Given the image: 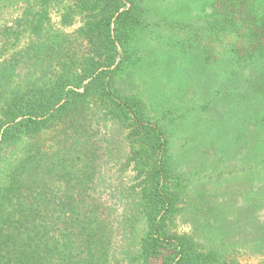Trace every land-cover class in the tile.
Masks as SVG:
<instances>
[{
	"label": "trees",
	"instance_id": "1",
	"mask_svg": "<svg viewBox=\"0 0 264 264\" xmlns=\"http://www.w3.org/2000/svg\"><path fill=\"white\" fill-rule=\"evenodd\" d=\"M32 1L39 10L51 2L20 3ZM109 1L100 16H91L101 20L88 23L86 31L90 52L101 46L99 51L106 50L107 59L84 63L83 75L61 67L49 83L39 80L36 83L41 85L25 93L9 86L13 62L0 63V110L6 119H0V153L5 145L24 140L26 144L23 159L0 184V264L107 263L112 215L92 194L74 197L55 192L62 190L61 180L67 173L81 174L71 184L72 191L96 193L104 187L103 169L111 163L113 148L91 144L85 129L90 119L96 120L99 131L109 124L130 131L128 167L134 165L135 177L128 189L126 218L131 230L137 222L146 230L140 253L143 264H231L239 250L264 254V220L260 217L264 210V0H185L179 5L185 6L181 16L189 22L184 37L177 41L183 49L176 54L185 60L187 70L176 87L177 100L172 106H161L160 116L147 112L138 99L123 97L118 88L117 71L124 60L118 64L117 57L120 49L128 52L129 32L143 14L136 11L134 0H125L131 4L126 10V5L115 8V0ZM13 3L0 0V9ZM48 16L46 10L36 17L37 32L31 42H39L34 57L44 51L53 57L41 33ZM93 32L100 34L102 45ZM12 48L7 44L4 53ZM87 80L90 83L85 84ZM107 111L110 119L104 125L101 116ZM171 115L183 132L194 128V144L210 178L235 173L236 192L251 194L249 205L235 204L232 212L213 215L206 222L204 231L222 239L206 253L192 237H178L168 230L178 203L173 181L176 174H182L169 147L174 133L170 134V128L166 131L163 123L169 119L170 126ZM68 133L74 136L58 140ZM47 136L52 139L46 140ZM60 150L79 159L81 166L75 165L73 174L67 168L63 172ZM102 154L109 157L102 160ZM230 164L235 169L223 172ZM243 183L250 186L245 189ZM248 214L255 215L253 227L242 226Z\"/></svg>",
	"mask_w": 264,
	"mask_h": 264
},
{
	"label": "rangeland",
	"instance_id": "2",
	"mask_svg": "<svg viewBox=\"0 0 264 264\" xmlns=\"http://www.w3.org/2000/svg\"><path fill=\"white\" fill-rule=\"evenodd\" d=\"M134 1L136 11L143 15L137 27L129 32L128 52L125 54L120 49L117 63L119 64L121 60L124 62L117 71L116 80L123 97L138 99L144 104L147 112L160 116L158 113L164 112L161 106L168 104L172 106L177 100L176 87L187 70L185 60L176 54L179 48L183 49L177 46V41L184 37V29L189 22L181 16L185 6H179L185 0ZM109 2V0H51L48 8L44 5L39 10L35 1L24 4L20 3V0H15L11 7L1 8L0 63H5L7 60L10 63L13 62L12 77L9 79L10 88L29 93L30 87L42 84V82L36 83L39 80L49 83V77L55 75L57 69L61 67L83 75L84 63L91 62L93 58L94 62L106 61L107 58L104 56L106 50L99 51L101 46L97 52H90V40L86 37V31L88 23L101 20L100 18L91 19V16H100L102 11L109 6ZM113 3L115 8L122 7V5H126L123 10L131 8V4H127L125 0H120V2L115 0ZM85 9L88 12L82 11ZM46 10L49 16L42 24L41 33L44 35L43 39L48 42L47 51L52 52L53 57L46 56L45 51L34 57L33 52L37 49L39 42L35 40L31 42L37 32L36 17H42ZM178 10H180L179 15L176 14ZM5 34L9 39L5 37ZM92 34L102 45L99 40L100 34L97 32ZM7 44H12L13 48L9 53H4ZM88 83L90 80L85 82V84ZM81 92L84 91L81 90ZM170 106L167 107L165 113L171 108ZM3 112L0 110V119L6 121ZM108 112H102L101 120L105 123L104 125L110 119L106 116ZM171 117L173 120L170 126H168L169 119L163 123L168 127L166 131L170 128V134L174 133L169 147L176 166L182 174H176L173 181V184L177 185L174 191L178 193V203L171 216L168 230L178 237L184 235L192 237L200 250L206 253L222 240L220 235L211 237L212 233L207 234L204 231L206 222L213 215L218 217L224 214V211L232 212L235 204L249 205L252 199L251 194H243L242 197L236 192L239 182L235 173L233 176L225 175V173L215 174L210 178L208 172L205 171L206 166L202 165L204 161L199 159L202 153L194 144L196 141L192 135L194 128L183 132L179 129L176 118L172 115ZM96 126V120L90 119L86 122L85 129L92 138L91 144L103 145L108 150L113 148L111 153L113 156L109 159L111 163L103 169L104 187L96 193L90 191L86 193L75 189L72 191L71 184H76L81 174L79 172L73 176L67 173L62 175V190L57 188L55 192H59L60 195L67 193L74 197L78 194H92L103 205L105 211L112 215V223L108 226L111 231L108 233L111 249L105 264H143L144 260L140 253L146 230L144 225L138 222L133 224L134 229L131 230L128 228L130 222L126 218L130 208L128 189L133 185L135 177L134 165L128 167V162H131L132 158L131 144L128 140L130 131L111 124L102 126L99 131ZM95 134L97 136H94ZM69 136L74 135L73 133L62 134L58 140H68ZM48 139L52 137L47 136L46 140ZM50 144L51 142H47V145ZM25 146V140L4 146L5 149L0 153V184L9 178L10 170L23 159ZM88 151L91 150L88 149ZM65 152L64 150L59 151L62 163L64 160L62 170L64 172L67 168L66 170L73 174L74 166L80 167L81 163L77 156L71 157L68 156L69 152ZM101 156L104 160L109 157V154ZM232 163L238 164L236 160ZM231 166V164L227 165L230 170L222 171L228 172L235 169V166ZM207 176L209 177L206 178ZM68 186L70 189H67ZM243 186L247 189L246 186L250 185L243 183ZM252 216L255 217V215H246L242 226L253 227L252 220L255 218ZM260 217L264 220V210L260 212ZM237 237L241 235L236 236L235 239ZM239 251L241 252L234 255L231 264H264V254L254 255L244 249Z\"/></svg>",
	"mask_w": 264,
	"mask_h": 264
}]
</instances>
